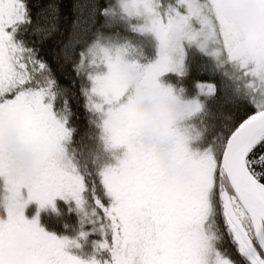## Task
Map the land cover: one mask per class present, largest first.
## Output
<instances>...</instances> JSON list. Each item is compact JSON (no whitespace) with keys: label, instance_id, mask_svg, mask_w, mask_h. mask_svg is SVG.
<instances>
[{"label":"snow or ice","instance_id":"obj_1","mask_svg":"<svg viewBox=\"0 0 264 264\" xmlns=\"http://www.w3.org/2000/svg\"><path fill=\"white\" fill-rule=\"evenodd\" d=\"M87 7L90 36L76 41L74 55L67 46L57 54L75 73L62 85L26 39L51 36L59 5L34 21L29 0H0V190L16 194L8 156L33 147L49 164L28 203L43 209L59 197L83 211L90 198L85 216L105 237L97 251L110 254L103 264H264V0ZM190 54L219 84L197 82L182 99L187 90L161 78L185 77ZM73 102L88 125L79 151L70 147ZM145 136L172 148L162 154ZM85 140L94 144L87 153ZM24 212L19 202L0 209V264H86L66 251L79 244L49 235Z\"/></svg>","mask_w":264,"mask_h":264},{"label":"trees","instance_id":"obj_2","mask_svg":"<svg viewBox=\"0 0 264 264\" xmlns=\"http://www.w3.org/2000/svg\"><path fill=\"white\" fill-rule=\"evenodd\" d=\"M90 0H29L30 7L32 8L33 20L37 19V13L47 7L50 3H57L60 8L59 18L55 21L56 30L51 36L41 42L39 37L31 36L26 39H30L35 43V46L40 49L41 56L51 66L55 76L62 85H66L70 80L75 78V73L72 71L71 63H65L63 59L57 58V54L61 53L62 49L67 46V52L69 55H74L79 51L81 45L76 41L84 35L90 36L87 29L91 25L89 19V9L87 5ZM79 5L81 11L76 10V6ZM79 20L78 24H75ZM50 21L41 18L40 23L47 25ZM189 55L185 61L187 75L183 78L177 77L175 74H167L161 78V82L165 85H172L176 89L184 87L187 90L186 96L182 99H190L194 95L197 82H215L219 84L218 78H213L205 72H201L199 64L203 62L202 58L196 54L194 57ZM154 59V56L150 57ZM209 107L213 111L216 110L218 105L209 103ZM73 110L77 113L73 120V126L77 128V134L73 137V144L70 147H75L79 151L81 148V136L88 130L86 114L83 108L73 102ZM87 147L84 148L87 153L88 148L94 147L93 142L84 141ZM110 158H105V163L108 164ZM89 170L91 166H89ZM88 200L84 210L81 211L77 208V205L70 201L64 202L62 200H56L55 208L42 212L39 216V222L41 226L49 231L55 232L62 236L74 240L80 247L74 246V252L78 254L85 261H91L95 258L101 264L105 260H110V254L107 251H97V245L102 243L104 235L99 231L100 223H89L85 213L89 215L93 211V203L90 198L85 197ZM35 212L33 207L30 208L29 213ZM81 233H86V238L81 237Z\"/></svg>","mask_w":264,"mask_h":264},{"label":"clouds","instance_id":"obj_3","mask_svg":"<svg viewBox=\"0 0 264 264\" xmlns=\"http://www.w3.org/2000/svg\"><path fill=\"white\" fill-rule=\"evenodd\" d=\"M146 144H154L164 154L171 150L170 141L157 140L151 136H145ZM66 163L65 160L59 161ZM49 160L36 148L21 146L14 149L8 156V165L13 179L17 184V191L14 195L11 191L0 190V209L14 205L19 202L24 205V210L30 204L27 201V192L48 167Z\"/></svg>","mask_w":264,"mask_h":264},{"label":"rangeland","instance_id":"obj_4","mask_svg":"<svg viewBox=\"0 0 264 264\" xmlns=\"http://www.w3.org/2000/svg\"><path fill=\"white\" fill-rule=\"evenodd\" d=\"M195 55H196V54H192L191 56L194 57ZM161 83H162V82H161ZM164 85H165V84H164ZM165 86H168V85H165ZM122 153H123V150L121 149L120 152H119V155H122ZM116 163H117V161L114 160V159H111V158H110V160H109V162H108V164H109V165H112V166H115ZM56 200H62V201H64V202H70V201H72V202L75 203V201H73V200H71V199H61V198L57 197V198L53 201V205L46 206L45 208L41 209L38 203H36V202H32V203H30V204L27 206V208L25 209V212H24V214H25V218H26L27 220H29V221H31V220H33V219H36V220L38 221V226H39L40 228H42L46 233H48V230L45 229V228H43V227L41 226V224H40V222H39V216H40V214H41L42 212H46V211H48V210H53V209L55 208V202H56ZM75 204H76V203H75ZM31 207H33V209H34L35 212H33V213H29ZM52 234H53V233H52ZM65 239H67V240H69V241H74V240H70V239L67 238V237H66ZM71 248H73V250H74V246H72ZM85 262H89V261H85ZM100 264H101V263H100Z\"/></svg>","mask_w":264,"mask_h":264},{"label":"flooded vegetation","instance_id":"obj_5","mask_svg":"<svg viewBox=\"0 0 264 264\" xmlns=\"http://www.w3.org/2000/svg\"><path fill=\"white\" fill-rule=\"evenodd\" d=\"M53 233V234H52ZM48 234L49 235H54V236H56L57 237V239H65L66 238V236H62V235H60V234H57V233H55V232H52V231H49L48 230ZM68 238V237H67ZM70 239V238H69ZM72 246H70V247H68L67 249H66V251L70 254V255H75V256H77L78 258H80V259H82L83 261H85L83 258H81L80 256H78V254L77 253H75L74 251H73V248H71ZM86 264H90V262H86Z\"/></svg>","mask_w":264,"mask_h":264}]
</instances>
